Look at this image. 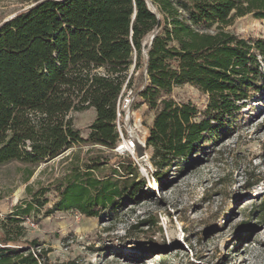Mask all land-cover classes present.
<instances>
[{"label": "trees", "instance_id": "16d2710c", "mask_svg": "<svg viewBox=\"0 0 264 264\" xmlns=\"http://www.w3.org/2000/svg\"><path fill=\"white\" fill-rule=\"evenodd\" d=\"M27 1L28 8L0 23V166L36 168L81 144L113 150L117 101L126 86L135 89L133 110L140 104L153 112L145 145L150 178L158 181L225 135L257 81L264 83V39L223 28L234 15L264 19V0ZM184 85L207 97L203 111L174 101L173 90ZM91 109L95 119L83 139L70 114ZM116 163L124 180L137 177L132 160ZM97 168L70 164L48 213L98 218L135 186L96 178ZM26 173L28 179L33 170ZM37 195L0 220V264H49L35 241L19 240L22 224L47 203Z\"/></svg>", "mask_w": 264, "mask_h": 264}, {"label": "rangeland", "instance_id": "374dc122", "mask_svg": "<svg viewBox=\"0 0 264 264\" xmlns=\"http://www.w3.org/2000/svg\"><path fill=\"white\" fill-rule=\"evenodd\" d=\"M29 5L27 0H0V23ZM223 28L241 38L264 39V19L254 13L234 15ZM135 78L137 87L140 72ZM257 86L225 135L205 144L199 155L181 161L158 181L150 178L151 149L145 145L153 112L140 104L129 124L144 143L147 173L129 155L86 144L36 168L15 162L0 166V220L18 202L31 200L32 194H38L40 203L46 201L22 224L19 240L35 241L38 251H46L49 264H264L263 81L259 79ZM172 97L200 111L207 104V97L189 85L175 88ZM70 116L86 139L95 111ZM119 158L134 162L136 178L124 180L116 163ZM70 164L97 165L94 177L110 178L120 187L125 181L135 186L98 218L76 210L49 214L58 200L54 187ZM28 169L33 175L27 179Z\"/></svg>", "mask_w": 264, "mask_h": 264}, {"label": "built area", "instance_id": "2783aa9c", "mask_svg": "<svg viewBox=\"0 0 264 264\" xmlns=\"http://www.w3.org/2000/svg\"><path fill=\"white\" fill-rule=\"evenodd\" d=\"M142 75L145 78V70L142 72ZM134 90L135 89L132 88L126 89V86H124L118 98L115 118V128L118 133V142L113 150L116 153H122L131 156L134 162L141 167L143 172L147 173L148 169H150V165L147 162V156L144 154L143 157L138 158L135 150L136 144L144 146V143H142L135 136L134 130L129 124L131 115L134 111L132 107L135 104L137 98ZM123 131L125 132V135L123 134Z\"/></svg>", "mask_w": 264, "mask_h": 264}, {"label": "water", "instance_id": "95a60500", "mask_svg": "<svg viewBox=\"0 0 264 264\" xmlns=\"http://www.w3.org/2000/svg\"><path fill=\"white\" fill-rule=\"evenodd\" d=\"M153 38V35L150 36L146 41L145 43H147L148 41L152 40ZM135 150H136V154H137V157L138 158H141L144 156V146L140 145V144H136V147H135Z\"/></svg>", "mask_w": 264, "mask_h": 264}]
</instances>
